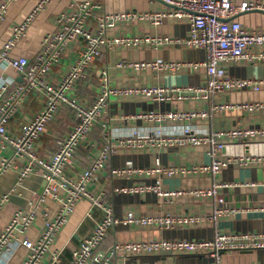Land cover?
I'll return each mask as SVG.
<instances>
[{"label": "built area", "instance_id": "built-area-1", "mask_svg": "<svg viewBox=\"0 0 264 264\" xmlns=\"http://www.w3.org/2000/svg\"><path fill=\"white\" fill-rule=\"evenodd\" d=\"M0 4V24L6 19L10 2ZM167 9L153 10L147 13L106 12L103 7L92 1H75L70 4V11L61 13L57 18V30L46 35L41 43V50L33 62L25 57H13L12 51L23 38L34 15L47 0L38 2L36 8L19 24L12 26L8 38L0 45V179L8 172H14L11 188L0 195V213L12 197H22L25 182L32 177L39 178L37 187L26 207L13 212L7 225L0 231V256L11 250L13 242L32 228L40 215L45 211L48 200L55 204V210L43 213L42 227L37 235L25 239L21 245L26 256L21 264H110L117 255L171 254L209 255L214 258L213 264H221L224 252L252 251L264 249V234H221L215 232L211 240H148L114 243L110 248L101 250L100 246L107 237L108 230L118 225H135L140 227L173 228L176 225H201L214 222L233 210L224 207L221 192L229 185L212 183L208 188L197 189L191 194L195 198H210L214 208L208 216L195 215H160L136 216L128 212L123 219L114 218L111 208L103 200V192L97 191L99 178L106 168L110 157L123 150L147 151L163 148H201L209 159L208 165L192 168L193 173L216 176L222 170L231 167L264 168V128L249 126L230 130L208 129L204 132L194 130V123L210 120L227 111H241L253 115L264 109L262 103H216L218 94L238 90L264 89V81L231 80L226 77L224 65L245 61L246 63H264V30L252 32L244 28L234 18L248 11L264 13V0H158ZM168 19H184L189 22V35L184 40L164 36L127 37L110 34L119 26L131 22H148L158 27ZM77 46L75 61L67 65L60 80L51 82V72L60 63V59L69 45ZM149 44L153 48L164 45H183L200 49L205 54L203 62L183 65L168 62L160 58L142 62L120 61L114 69L144 72L148 69L157 73L186 69L202 68L204 82L196 87L167 86H112L109 81V68L100 71L95 99L85 103L76 97L77 84L84 78L87 69L91 68L102 56L104 50L114 47L138 48ZM8 71L17 77L8 75ZM18 79V80H17ZM110 99L136 100L145 99L151 103L172 105L186 101L205 102L207 106L199 109H169L146 111L123 121L134 120L149 125L144 129L136 127L129 135L114 139L108 130V123H101V143L94 152L89 165L77 175L66 174L72 165L77 151L83 147L88 136L98 124L104 113V106ZM40 101L41 107L32 119L22 127L19 133L10 128V121L21 115L32 101ZM68 108L75 114V124L67 135L55 141L52 154L41 158L38 154L40 141L61 108ZM176 124L177 127H173ZM178 128L176 131L165 129ZM239 146L246 153L229 154L221 158L219 153L227 147ZM258 148L263 150H249ZM189 170L156 166L146 170L130 166L114 169L117 177L133 175H156L173 177L186 174ZM248 186V185H246ZM253 186V185H251ZM264 186V183L262 184ZM99 192L98 194H94ZM116 193L153 192L166 201L185 192H165L159 182L151 186H129L115 190ZM80 201H88L90 208L85 218L91 219L92 211L98 209L103 218L94 223L90 234L79 245L71 250L64 263V249L53 248L57 236L69 221L75 206ZM264 214V206L260 207Z\"/></svg>", "mask_w": 264, "mask_h": 264}, {"label": "crops", "instance_id": "crops-1", "mask_svg": "<svg viewBox=\"0 0 264 264\" xmlns=\"http://www.w3.org/2000/svg\"><path fill=\"white\" fill-rule=\"evenodd\" d=\"M41 0H14L10 2L6 19L0 24V45L8 38L10 28L24 21L36 8ZM73 0H47L34 15L31 24L23 38L19 40L12 51L13 57H25L33 62L41 50L43 38L57 30V18L63 12L70 11ZM92 1L101 5L106 12H138L147 13L153 10L167 9L158 0H75ZM263 2V0H256ZM6 0H0L5 3ZM240 0H236L238 6ZM234 20L238 21L249 31L257 32L264 30V13L248 11L237 15ZM189 22L184 19H168L158 27L148 22H131L126 26H119L110 34L126 35L127 37L164 36L172 39L184 40L189 35ZM77 46L69 45L60 59V63L51 72L50 81L56 83L60 80L67 65L75 61ZM160 58L168 62H178L183 65L203 62L205 54L202 50L183 45H164L153 48L144 44L138 48L114 47L104 50L102 56L95 64L86 70L84 78L77 84L76 97L85 103H92L95 99L100 71L104 67L109 68V81L112 86H167V87H196L204 82V70L202 68L186 69L180 67L176 71H163L157 73L153 70L134 72L131 70L114 69V64L120 61L142 62ZM226 77L231 80H256L264 81V63L253 62L230 63L224 65ZM11 77H17L14 72L8 71ZM18 80V79H17ZM216 103H262L264 104V89L253 91L251 89H238L218 94L214 100ZM204 102L186 101L172 105L151 103L149 100L136 99L132 101L110 99L104 106V113L98 124L88 136L87 143L81 147L72 160V165L66 170L67 175L75 176L81 170L86 169L91 158L101 143V123H108V130L114 139L129 135V131L142 127L150 128L149 125L134 120L123 121L124 117H131L140 112L160 111L169 109H199L205 108ZM41 102L36 100L28 104L24 112L10 121V128L14 133H19L22 127L33 115L39 111ZM75 124V114L68 108H61L55 119L48 124L46 133L40 141L38 154L41 158L49 157L54 152L55 141L67 135ZM249 126H261L264 128V109L253 115H247L241 111H227L220 113L210 120L194 123V130L204 132L208 129L230 130ZM173 127H177L176 124ZM176 131L178 128L165 129ZM250 151L263 150L250 148ZM246 149L239 146L227 147L219 153L221 158L229 154H243ZM209 159L201 148H163L161 150L133 151L123 150L110 157L106 168L99 178L97 191L103 192L104 202L111 208L116 219H123L128 212L136 216H160V215H195L208 216L214 208V202L210 198H195L191 192L208 188L212 183H223L229 187L221 192L224 207L232 209V214L218 218L214 222H205L201 225H176L173 228L159 229L157 227H140L135 225H118L110 228L107 237L101 244L100 249L106 250L114 243L129 241L148 240H211L215 232L221 234H264V214L260 207L264 206V168L261 167H231L222 170L216 176L210 174L193 173L192 168L208 165ZM133 167L146 170L156 166L171 167L189 170L186 174L173 177L156 175H142L117 177L111 172L114 169ZM159 182L162 191H179L185 194L178 197H170L168 201L160 198L153 192L142 193H116L115 190L129 186H151ZM14 182V172H8L0 179V195L7 192ZM37 176L25 182L24 195L12 197L0 213V231L7 225L12 214L19 208L26 207V200L31 197L33 190L39 186ZM248 185V186H246ZM253 185V186H251ZM40 186L38 188L39 192ZM95 192L94 194H98ZM55 204L48 200L45 211L55 210ZM90 208L88 201H80L75 206L69 221L57 236L53 248L64 249V263L67 261L71 250L86 238L93 229L94 223L104 216L101 211L94 209L91 219L85 218ZM40 210V215L24 236L18 238L19 242L11 244V250L0 256V264H21L26 256V250L21 245L25 239H33L42 227V216L45 212ZM214 258L205 254H171L168 252L155 254H130L117 255L111 259L110 264H213ZM221 264H264V249L224 252L221 255Z\"/></svg>", "mask_w": 264, "mask_h": 264}, {"label": "trees", "instance_id": "trees-1", "mask_svg": "<svg viewBox=\"0 0 264 264\" xmlns=\"http://www.w3.org/2000/svg\"><path fill=\"white\" fill-rule=\"evenodd\" d=\"M81 150V149H80Z\"/></svg>", "mask_w": 264, "mask_h": 264}]
</instances>
